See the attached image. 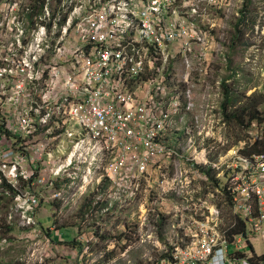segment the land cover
<instances>
[{"label": "built area", "instance_id": "2783aa9c", "mask_svg": "<svg viewBox=\"0 0 264 264\" xmlns=\"http://www.w3.org/2000/svg\"><path fill=\"white\" fill-rule=\"evenodd\" d=\"M23 1L0 0V194L15 190L22 223L38 224L35 189L47 187L48 170L62 179L69 203L99 181L137 186L138 177L179 156L178 125L194 119L185 131L186 160L202 175L201 166L222 174L235 223L228 229L222 206L202 203L196 217L174 226L169 246L155 252L156 264H264L253 246L264 242V154L236 149L216 162V148L203 149L224 126L223 115L217 116L222 96L215 92L223 79L204 92L201 107L195 91L209 70L216 74L214 53L223 56L211 15L224 1L32 0L30 7L40 10L29 15L39 19L34 26L11 19ZM60 131L74 149L57 167L40 137H59ZM196 133L203 147L196 148ZM241 223L245 231L231 238ZM157 239L155 227L145 242ZM242 246L252 252L242 253Z\"/></svg>", "mask_w": 264, "mask_h": 264}, {"label": "rangeland", "instance_id": "374dc122", "mask_svg": "<svg viewBox=\"0 0 264 264\" xmlns=\"http://www.w3.org/2000/svg\"><path fill=\"white\" fill-rule=\"evenodd\" d=\"M223 1V12L213 11V19L210 17L215 28L213 36L216 44L221 45L219 54L223 56L216 59L218 53H214L216 74L209 70V76L202 83L195 82V91L197 105L201 107L204 92L210 93L220 77L231 91V97L237 99L235 106L230 107L231 114L239 112L249 99L264 95V0ZM30 4L33 5L32 0H24L19 7H13L16 15L11 19L34 26L33 23L39 19L31 20L29 15L32 12L39 14L40 10L35 5L30 7ZM199 24L202 26L200 20ZM208 26L204 29L211 33ZM176 60V67L182 68V61ZM215 92L222 96L218 100L217 116L223 115L224 126L215 130L216 140L207 139L208 144L204 147L197 133L195 141L196 148H216L212 160L219 162L236 149L244 150L246 143L239 142L244 138V132H239L235 124L226 121L223 88ZM200 114L198 110L197 115ZM189 122L194 126V119ZM190 123L178 125L180 129L176 127L174 148L180 150L179 156L164 160L155 166L159 169L153 168L154 172L141 179L138 177L137 186L122 182L111 188L108 182L99 181L82 200L69 203V190L61 189L62 179L52 177L51 169L48 170L47 187L36 185L35 189L41 199L36 211V225L22 223L21 216L15 211V195L0 194V264H156L158 254L155 252L169 246L166 239L170 234L174 235V226L178 229L181 223L196 217L195 214L201 212L202 203L221 204L226 214L224 199L214 189L210 178L186 160L190 140L185 131L190 128ZM60 132L63 133L59 137H49L50 133H45L47 140L40 137L47 143L46 151L53 153L57 160V167L74 149L70 143L72 138L64 131ZM247 134L245 140L250 144L256 143L264 138V125L253 123ZM200 168V171L209 170L203 166ZM213 177L222 181L219 171H214ZM51 178H54V185L49 183ZM88 202H92L96 209L92 210ZM188 202L196 208V211L195 208L190 209L193 213L187 210ZM106 206L114 209L106 212ZM155 227L158 228L159 240L145 242ZM245 243H248L246 238ZM253 246L256 255L264 256V242H254ZM241 251L249 255L252 248L242 246ZM148 252L151 256L146 255Z\"/></svg>", "mask_w": 264, "mask_h": 264}, {"label": "trees", "instance_id": "16d2710c", "mask_svg": "<svg viewBox=\"0 0 264 264\" xmlns=\"http://www.w3.org/2000/svg\"><path fill=\"white\" fill-rule=\"evenodd\" d=\"M33 17V16H31ZM246 18V17H244ZM242 35V32L238 30V34ZM224 88V95H225V103L223 104V109H224V114L226 121H228L229 124L233 125L239 130V132H244V138H240L239 142L245 141L246 147L244 150H241V153L246 155V156H254V155H262L264 154V138L261 140H257L256 143L250 144L245 140L247 137V132L252 128L253 123L258 122L261 126L264 125V111L261 110V107L264 108V95L260 97H254V99H249L248 103L241 107L239 112L236 113H229L230 107H234L237 99H233L231 97V91L228 90L226 84L223 86ZM242 102V101H238ZM202 172L206 173V175L210 178L211 183L214 185V189H219L222 191L220 194L221 199H224V204L226 205V214H225V219H226V226L229 229L232 225L235 223V217H233L231 209L233 206V197L231 194L228 192L227 188H222V181L216 179L213 177L214 170L209 169L204 170L202 169ZM13 195L16 194L15 190L12 189ZM95 200H92L94 202ZM88 202V206L91 205L90 208L92 210L96 209L93 207V203ZM220 206H222L220 204ZM42 228H44L42 226ZM245 231V227L241 224L237 226L236 229L231 230V238L234 237L236 234H242Z\"/></svg>", "mask_w": 264, "mask_h": 264}]
</instances>
